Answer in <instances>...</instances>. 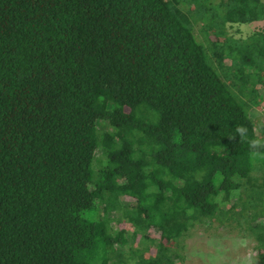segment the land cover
Here are the masks:
<instances>
[{
  "label": "trees",
  "instance_id": "16d2710c",
  "mask_svg": "<svg viewBox=\"0 0 264 264\" xmlns=\"http://www.w3.org/2000/svg\"><path fill=\"white\" fill-rule=\"evenodd\" d=\"M263 18L264 0H0V264H126L128 232L151 242L134 264H181L197 225L256 207L264 264V31L226 29Z\"/></svg>",
  "mask_w": 264,
  "mask_h": 264
},
{
  "label": "rangeland",
  "instance_id": "374dc122",
  "mask_svg": "<svg viewBox=\"0 0 264 264\" xmlns=\"http://www.w3.org/2000/svg\"><path fill=\"white\" fill-rule=\"evenodd\" d=\"M263 24L264 23L261 19H257L243 23H232V25L227 26L226 29L228 34L232 37H237L244 36L254 29H259L261 26L263 27ZM193 32L199 40L204 42L203 37L199 32L198 22L193 23ZM228 63V60H225L223 65L227 66ZM232 80V76L230 77V80L228 78V81ZM227 83H229L231 88L233 87L231 82ZM257 110V112L260 113L259 109ZM256 126H258L257 123ZM103 162L104 160L95 161V171H98L100 167H103ZM253 163L254 164L252 165L257 168L261 165V162L258 160H253ZM259 172L260 171L258 170V173ZM130 204L131 203H128V206H130ZM125 208L126 206L110 213V216L118 219L115 220V223H113L115 229H117L121 223H126V225L133 223L131 221L136 217V213L134 211L131 214H128V211ZM254 213L256 215L259 213L258 207L252 210L249 215H245V218H252V216H255ZM245 218H240L239 225L236 223V220L233 223L228 224H219L216 221L212 222L210 225H197L196 229L191 230L189 235L190 237H186L185 239L184 258L181 264H259L256 250L254 248V240L252 238L253 232L250 231V229H248L250 231L248 232L247 227H249V225L247 223L244 224ZM134 224L138 230L145 229L146 227V224L143 221H137L134 222ZM127 235L130 246L128 245L125 248L118 246L117 248L119 251L125 253L127 260L126 264H134L135 261L131 260L130 256L131 250H137L138 248L142 249L143 245L150 247L149 245H151V242L144 240L145 243H142L141 241H138V239L134 240L131 237L130 232H128ZM179 247L180 253L183 254L181 251V243ZM145 254H147L146 256L151 257L149 251Z\"/></svg>",
  "mask_w": 264,
  "mask_h": 264
},
{
  "label": "clouds",
  "instance_id": "9594fccd",
  "mask_svg": "<svg viewBox=\"0 0 264 264\" xmlns=\"http://www.w3.org/2000/svg\"><path fill=\"white\" fill-rule=\"evenodd\" d=\"M248 135V129L244 126H236L235 133L232 139H235L236 136H239L241 139H246ZM248 146L250 150V155L252 158L261 157L264 158V152L261 150L264 149V139H251L248 141Z\"/></svg>",
  "mask_w": 264,
  "mask_h": 264
},
{
  "label": "crops",
  "instance_id": "0c3cea01",
  "mask_svg": "<svg viewBox=\"0 0 264 264\" xmlns=\"http://www.w3.org/2000/svg\"><path fill=\"white\" fill-rule=\"evenodd\" d=\"M261 21L264 23V18L261 19ZM264 28V24H263V27L262 29ZM264 31V30H263ZM263 94H264V90H263ZM261 104V108L259 109L260 113L257 112V116L255 117L254 121L256 123L259 124V122H261L262 126H264V104L263 103H260ZM256 108V107H254ZM257 109V108H256ZM258 111V110H257ZM261 126V125H259Z\"/></svg>",
  "mask_w": 264,
  "mask_h": 264
}]
</instances>
